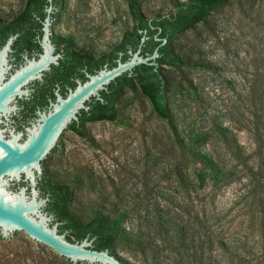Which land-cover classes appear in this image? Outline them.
I'll list each match as a JSON object with an SVG mask.
<instances>
[{"label":"rangeland","instance_id":"obj_1","mask_svg":"<svg viewBox=\"0 0 264 264\" xmlns=\"http://www.w3.org/2000/svg\"><path fill=\"white\" fill-rule=\"evenodd\" d=\"M175 1L187 0H139L147 17L173 12ZM24 3L0 0V10L15 13ZM131 27L127 0H62L55 31L101 56ZM174 50L189 64L163 70L173 123L156 115L139 88L125 89L117 120L88 124L84 138L69 131L46 170L56 180H83L75 191L83 218L100 206L126 213L127 227L147 233L185 225L196 255L186 264H264V0H227L179 36ZM200 134L206 141L194 146ZM195 152L232 169L230 178H216ZM114 256L147 264L124 244ZM0 264L70 262L19 232L0 236Z\"/></svg>","mask_w":264,"mask_h":264},{"label":"trees","instance_id":"obj_2","mask_svg":"<svg viewBox=\"0 0 264 264\" xmlns=\"http://www.w3.org/2000/svg\"><path fill=\"white\" fill-rule=\"evenodd\" d=\"M25 2L41 4L35 9L42 12L45 5L48 9L52 4L58 6L62 4V0H52V2L49 0H25ZM127 2L132 18V27L123 34L118 44L99 56L100 69L102 70L105 65L109 69L116 67L119 60L126 62L131 57L130 52L135 54L138 50H141L142 56L149 57L158 49L159 57L153 61L152 65L143 64L136 67L133 72L123 74L101 91L98 113L83 119L81 128L76 127L77 122L74 123L75 133L83 138L87 135L86 122H114L117 120L118 104L125 89L139 88L141 93L150 100L156 115L164 121L173 123L168 99V82L163 70L165 67L179 69L189 64L174 50V41L198 24L204 23L213 12L224 6L227 0L175 1L173 12L154 17H147L142 12L139 0H127ZM43 14L45 17L46 13ZM143 38H145L144 41ZM165 40L167 41L165 42ZM219 129L218 133L221 139L230 148L232 145L227 131L221 127ZM205 141L204 134L197 135L196 139L192 140L194 146ZM59 146L60 143L52 151V154L57 152ZM183 148H188V146L183 145ZM194 154L216 178L227 180L232 175V169H226V165H222L212 156L199 152ZM49 158L47 157L43 162L44 173L39 179V188L41 196L50 199L45 211L54 215V223H60L59 232L65 233L69 241L82 242L89 237V239H94L93 249L107 250L111 255H115L118 245L124 244L130 251L142 255L147 264H186V258L196 256L188 247L191 233L187 231L185 225H180L171 231L162 229L164 226L161 225L159 229L163 231H158L155 228L154 233H147L142 229L127 227L125 225L128 217L126 213L116 212L112 215V213L104 212L100 206L94 208L91 215L83 218L75 209V191L77 186L81 182L83 183V180L79 177L73 180L52 178L46 170ZM89 183L91 186V181ZM158 237L172 244L162 248L154 242V239ZM164 255L169 257L173 255L175 259L172 263L167 262L163 259Z\"/></svg>","mask_w":264,"mask_h":264},{"label":"water","instance_id":"obj_3","mask_svg":"<svg viewBox=\"0 0 264 264\" xmlns=\"http://www.w3.org/2000/svg\"><path fill=\"white\" fill-rule=\"evenodd\" d=\"M47 12L49 15L44 25L43 40L45 53L40 60L31 62L4 87H0V110L5 108L4 102L19 86L30 79L41 78L40 72L55 61L51 56L53 47L47 42L52 6ZM7 48L9 47L0 51V81L5 71L3 65ZM130 54L131 57L126 62L119 60L117 66L110 69L106 66L96 75L90 76L87 82L80 84L67 99L60 98V104L55 107L54 112L44 115L41 122L29 131L24 142H19L20 135H13L6 140L0 132V236L3 239L25 232L30 239L48 245L71 264H123L109 251L93 249L94 239L87 237L82 242H71L65 233H60V223H54V215L45 211L50 199L41 196L38 181L44 173L42 163L52 156L59 141L61 143L66 137L68 125L73 120H78L77 112L87 109L85 103L92 96H99L118 77L133 72L140 65H152L159 57L158 49L149 57L142 56L141 50ZM21 182L27 184L17 190L13 188Z\"/></svg>","mask_w":264,"mask_h":264},{"label":"flooded vegetation","instance_id":"obj_4","mask_svg":"<svg viewBox=\"0 0 264 264\" xmlns=\"http://www.w3.org/2000/svg\"><path fill=\"white\" fill-rule=\"evenodd\" d=\"M38 6L41 4L25 2L15 13L0 10V51L9 47L5 51L1 88L31 62L40 60L45 53L44 25L49 14L46 5L43 12L35 9ZM61 6L62 4H52L50 13V35L47 42L53 47L51 56L55 61L40 72L41 78L30 79L19 86L4 102L5 108L0 110V132L6 140L13 135H20L19 142H24L29 131L41 122L42 117L54 112L55 107L60 104V98L67 99L80 84H84L90 76L101 70L99 56L83 50L65 36L56 33L55 25ZM7 13L9 14L6 15ZM100 98L101 92L99 96H92L85 103L87 109L77 112L78 120H73L66 131L75 133V122L76 127L81 128L83 119L97 114ZM91 123L95 122H86L85 128ZM26 184L21 182L13 188L17 190Z\"/></svg>","mask_w":264,"mask_h":264}]
</instances>
